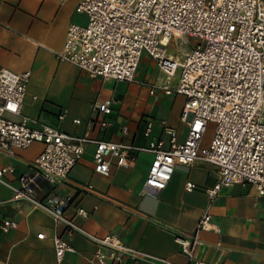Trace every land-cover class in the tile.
<instances>
[{"label": "built area", "instance_id": "built-area-1", "mask_svg": "<svg viewBox=\"0 0 264 264\" xmlns=\"http://www.w3.org/2000/svg\"><path fill=\"white\" fill-rule=\"evenodd\" d=\"M76 12L88 17L85 25L70 23L59 61L70 62L90 77L136 82L143 54L153 59L161 78L150 85L153 94L185 96L181 120L188 133L178 141L177 130L163 122V139H151L146 147L130 143L78 136L50 125L36 124L23 114L24 100L31 79L30 71L18 73L0 65V151L14 157L18 149L43 144L31 170L19 178L12 201L31 205L54 220L52 236L55 259L63 264L67 253L75 252L69 238L82 235L96 246L92 264H117L125 257L151 264H176L128 247L116 234L97 236L76 222L89 213L78 208L68 217L64 197L39 199L36 189L42 181L64 183L80 161L84 147L93 143L94 169L108 176L113 159L127 166L139 152H150L153 160L143 192L158 197L166 189L177 166L197 162L212 165L219 180L205 192L212 203L223 186L247 183L264 194V0H81ZM196 40L195 44L190 40ZM189 47V48H186ZM113 98L95 103L98 117L112 113ZM65 118L64 113L59 119ZM80 123V119H75ZM215 131L208 143V124ZM107 121L100 122L103 130ZM153 121L145 136L150 137ZM0 164V181L13 171ZM186 190L195 188L187 182ZM18 227L11 219L2 220L4 232ZM60 227L63 231L60 232ZM218 230L209 212L200 218L193 232L176 238L190 264H214L195 257L201 231ZM39 239L47 238L44 232Z\"/></svg>", "mask_w": 264, "mask_h": 264}, {"label": "crops", "instance_id": "crops-1", "mask_svg": "<svg viewBox=\"0 0 264 264\" xmlns=\"http://www.w3.org/2000/svg\"><path fill=\"white\" fill-rule=\"evenodd\" d=\"M80 1L0 0V65L18 73H31L23 114L38 125L97 140L140 147L148 146L153 138L168 142L163 122L170 121L171 102L166 98L179 94L150 92V85L161 75L147 54L143 56H147L152 72L141 62L136 82L90 77L78 66L57 59L69 24L85 25L88 21L86 14L76 12ZM108 97L114 100L113 111L98 117L94 105ZM61 113L65 115L63 120L59 119ZM75 119L81 122L75 123ZM102 120L108 123L103 130ZM148 121L154 123L150 137L145 136ZM184 124L186 129L181 131L171 124L179 142L188 133ZM42 149L43 144L35 142L16 150L14 157L0 151V164L14 168L5 175L9 184L0 181V264H57L52 240L54 220L40 209L12 201L20 176L31 170ZM94 150L95 145L87 143L68 179L59 185L42 181L36 189L37 197H64L68 217L75 216L78 208L89 213L87 217H76L89 233L101 237L116 234L131 249L176 264L191 263L182 252L177 234L193 232L200 218L209 212L218 230L201 231L197 259L214 264H264V194L250 184L223 186L210 203L205 189L218 182L219 173L212 165L197 162L190 167L177 166L166 189L155 198L143 192L152 153L139 152L127 166H117L113 159L110 174L104 176L94 169ZM187 182L195 184L192 191L186 190ZM7 218L17 222L18 227L4 232L2 220ZM59 230L62 232L63 227ZM41 232L47 238L39 239L37 234ZM69 242L75 252L67 253L63 264H92L96 249L93 242L79 234L70 237ZM117 264L151 263L125 257Z\"/></svg>", "mask_w": 264, "mask_h": 264}, {"label": "rangeland", "instance_id": "rangeland-1", "mask_svg": "<svg viewBox=\"0 0 264 264\" xmlns=\"http://www.w3.org/2000/svg\"><path fill=\"white\" fill-rule=\"evenodd\" d=\"M190 43H191V45L192 44H195L196 43V40L192 39V40H190ZM186 48H189V47H186ZM141 62H142V66L143 67L146 66V68H148V70H150L149 72L151 73L152 72V69H150L148 67V64L146 63L147 62V56L144 55L142 57V59H141ZM140 71L141 70L138 71L137 75L140 74ZM166 99L167 100L169 99L170 102H171L170 121H169V123L167 125L168 126H171V124H175V126L178 127V130L179 131L185 130L186 129V125L184 123H182L180 121V118H179V115H180V113L182 111V108L184 106L185 97L182 96L181 94H179L176 97L169 96ZM215 126H216L215 123H212V122H210L208 124L207 131H206V133L204 135V143H208L210 141L211 137L214 134Z\"/></svg>", "mask_w": 264, "mask_h": 264}]
</instances>
